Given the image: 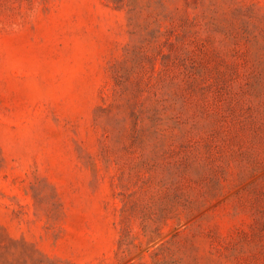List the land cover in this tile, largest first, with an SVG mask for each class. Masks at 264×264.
Masks as SVG:
<instances>
[{"label": "rangeland", "instance_id": "1", "mask_svg": "<svg viewBox=\"0 0 264 264\" xmlns=\"http://www.w3.org/2000/svg\"><path fill=\"white\" fill-rule=\"evenodd\" d=\"M0 264H264V0H0Z\"/></svg>", "mask_w": 264, "mask_h": 264}]
</instances>
